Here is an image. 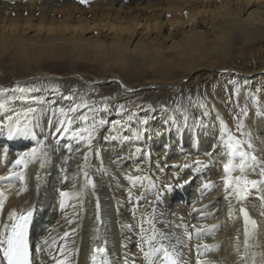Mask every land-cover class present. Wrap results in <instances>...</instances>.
Returning a JSON list of instances; mask_svg holds the SVG:
<instances>
[{
    "label": "bare ground",
    "instance_id": "6f19581e",
    "mask_svg": "<svg viewBox=\"0 0 264 264\" xmlns=\"http://www.w3.org/2000/svg\"><path fill=\"white\" fill-rule=\"evenodd\" d=\"M0 70V100L12 97L0 110V176L37 140L54 133L55 121L63 118L60 108L67 112L83 99L94 109L69 114L72 130H83L80 136L69 132L50 141L45 167L30 163L23 169L24 184L0 182L8 197L5 211L20 212L37 203L36 264H55L51 255L61 259V246L67 264H88L95 247L111 250L116 264L126 258L129 264H146L138 246L141 217L157 192L163 195L155 205L156 228L170 232L173 242L181 238L188 264H196L197 242L218 246L201 248V258L242 264L240 207L258 225L249 241L258 246L247 250V264L251 253L260 264L262 193L253 192L242 202L234 196L225 200L227 156H222L226 150L220 136L224 125L241 140L251 132L256 155L264 161V117L256 115L264 107V0H0ZM17 87L39 91H13ZM41 99L50 103H38ZM242 106L249 108L248 117L241 115L244 134L233 118ZM29 108L37 109L36 138L8 140L4 125ZM81 114L87 121L79 119ZM89 132L95 137L91 150ZM82 170L94 179V195L90 186L83 187ZM247 175L259 179L251 169ZM135 176L151 181L134 186L129 177ZM208 181L212 186L205 188ZM169 183L174 186L170 192L162 187ZM60 191L79 193V200L70 197L61 208ZM97 198L101 221L95 219ZM191 225L204 230L199 240L194 232L191 240L183 235ZM44 238L49 246L38 251Z\"/></svg>",
    "mask_w": 264,
    "mask_h": 264
},
{
    "label": "snow or ice",
    "instance_id": "6c2138e0",
    "mask_svg": "<svg viewBox=\"0 0 264 264\" xmlns=\"http://www.w3.org/2000/svg\"><path fill=\"white\" fill-rule=\"evenodd\" d=\"M14 2V0H13ZM81 3H84L85 0H80ZM122 87H126L121 85ZM128 91H132V89H127ZM13 91H18L20 93L24 92H33L39 91V89L35 88H22L17 87ZM67 99H71V97H66ZM12 97H8V100H11ZM8 100H0V110L6 109L8 107ZM38 103H50L45 100H38ZM54 103V102H51ZM239 106V105H238ZM81 108H87L89 111H93L94 109L88 104L87 101L81 100L80 104H74L73 106L67 109V112L64 108L59 109L60 117L62 119H57L55 121L54 133L44 136L42 139L37 140V146L31 148L27 152H22L18 158H15L14 163L11 164V168L7 170L6 176H0V182H4L8 185V187L12 186L13 181H18L21 184L25 183V172L23 169H26L30 163L34 160L39 162V166L41 169L45 167L47 159L50 156V141H55L61 135L67 134L69 132L74 136H80V132L83 130H72L71 126L74 123L72 116L70 113H77ZM123 106H121V109ZM107 109V105H105V110ZM37 109L29 108L23 114L17 113L16 119L13 120L9 118L8 123L4 125V128L7 129V139L14 140L16 137H32L36 138L37 133L34 131L35 128L39 127L38 120L36 119ZM55 111H53V115H55ZM206 115V113H205ZM241 115L243 117H248L249 108L247 106L240 107V114L234 115V119L237 121L236 129L238 132L242 134L245 133L244 125L241 122ZM257 116L264 117V107H259L256 111ZM79 119L82 121H87L88 117L86 114H81ZM131 120V117H129ZM187 119V117H185ZM34 121H36L34 123ZM52 123V121H49ZM101 124L106 123L103 119L100 121ZM141 123L147 124V120L141 121ZM168 123V121H165ZM227 135V138H225ZM94 135L92 132H89L87 137V147L91 150L92 142L94 139ZM81 139L84 137L81 136ZM220 140L223 143V147L226 150L223 155L227 156V162L223 164L224 176L222 177V181L225 187L226 195L225 200H229L230 196H234L238 202H242L247 200L248 197L253 192L262 193L259 199L264 200V161H261L256 155L255 145L253 144L252 134L251 132H247V139L241 140L234 134H228L227 126L224 125V132H222L220 136ZM4 145L0 144V154H3ZM85 155V160L87 159V153ZM195 163H199L196 161ZM187 165H185L186 167ZM19 169V171H18ZM251 169L259 179H249L247 172ZM83 171V178L85 184L83 187L87 189L89 186L93 190L92 194L94 195L96 184L94 179L89 175L88 171ZM238 172V175H233V173ZM39 174H37V181H39ZM67 179V177H65ZM129 179L133 182V185L141 184L142 181L147 179L151 181L150 177H142L135 176L129 177ZM176 185L179 186L180 181L179 177H175ZM189 181H185L188 183ZM155 187V185H152ZM212 186V182L208 181L204 184L205 188ZM75 188V185L73 186ZM165 191H172V184H165L162 186ZM37 188H39V183H37ZM26 190V188H21V191ZM19 194V193H17ZM61 197L60 207H65V201L70 197H75L79 200V193H70L67 191H60L59 193ZM129 200H132V192L129 191ZM163 192H157L155 194V198L153 201L149 202L150 211L146 212L141 217V232L143 233L141 237V244L138 245L140 248V252L142 253L143 260L146 264H188V261L184 259L185 253L181 250L184 245L181 241V238L176 237L173 242V236L170 232L162 229L156 228V220L155 213L156 208L155 205L158 204L162 198ZM8 197L6 196L3 190H0V264H35L34 256H33V246L30 242V227L33 224V212L34 208H29L28 210L17 212L15 208L11 210L5 211V204ZM139 199V198H137ZM82 204V202H81ZM75 208L76 205H73ZM207 208V205L204 206ZM239 212L243 214L244 219V229H243V247L245 252L241 255L240 260L242 264H247L249 259L248 249L252 246H258L250 244L249 241L253 240L256 236V229L258 227L257 221L252 219L249 215V212L246 208L240 207ZM78 214V213H77ZM264 215V212L261 213ZM133 218L136 216V209L132 210ZM162 215V214H161ZM229 215H231V204H229ZM95 219L96 221H101V204L99 198L95 201ZM68 223H72L71 220H67ZM147 224L149 227L147 230L144 229L143 225ZM179 227V225L177 226ZM191 230L185 226L184 236L191 240L193 236V232L196 234L197 240L201 236L204 231L202 228H198L196 225H191ZM74 231V230H73ZM69 233L65 232L64 237H68ZM239 239V237H237ZM107 244V241L104 242ZM143 245H147L145 248ZM49 246V239L44 238L41 244H38L37 250L44 251V247ZM218 246L216 245H201L199 242L195 244L197 259L196 264H214L207 259L201 258V248L204 250L210 251ZM66 249L61 246L59 249L61 259H57L55 255H51V259L55 261V264H67V256L65 255ZM237 253H239V247L236 248ZM76 252H79V249H76ZM103 257L100 259L99 264H110L107 255L106 247H95L92 250V262L96 264L97 257ZM256 253H251V264H257L256 261ZM124 264H129L128 259L124 260ZM131 264H135V261H132ZM260 264H264V256H262Z\"/></svg>",
    "mask_w": 264,
    "mask_h": 264
},
{
    "label": "rangeland",
    "instance_id": "374dc122",
    "mask_svg": "<svg viewBox=\"0 0 264 264\" xmlns=\"http://www.w3.org/2000/svg\"><path fill=\"white\" fill-rule=\"evenodd\" d=\"M254 1H258V0H251V2H254ZM60 71H65V70H60ZM0 74H3V71L2 70H0ZM175 91H177L176 89H175Z\"/></svg>",
    "mask_w": 264,
    "mask_h": 264
}]
</instances>
